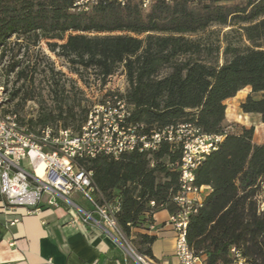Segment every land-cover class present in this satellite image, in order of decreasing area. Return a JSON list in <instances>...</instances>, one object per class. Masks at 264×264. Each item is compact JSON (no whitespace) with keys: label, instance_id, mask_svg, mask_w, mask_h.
Returning <instances> with one entry per match:
<instances>
[{"label":"trees","instance_id":"obj_1","mask_svg":"<svg viewBox=\"0 0 264 264\" xmlns=\"http://www.w3.org/2000/svg\"><path fill=\"white\" fill-rule=\"evenodd\" d=\"M40 43L72 66L98 72L104 86L123 68L128 88L118 94L141 133L185 126L222 136L195 170V185L210 192L190 216L187 240L205 264L231 263L233 247L250 264H264V142L255 140V127L230 123L226 105L251 88L240 108L264 125V0H154L148 9L135 0H102L88 11H77L72 0H0V61L9 54L13 60L7 78L15 73L16 84H34L37 69L13 53ZM58 74L51 68L54 109L42 106L28 121L12 112L34 129L80 132L90 110L71 99ZM35 98L23 84L9 101L24 106ZM183 155V142H162L153 153L82 161L104 198L119 203L124 237L150 259L156 237L134 230H150L161 210L177 212Z\"/></svg>","mask_w":264,"mask_h":264},{"label":"built area","instance_id":"obj_2","mask_svg":"<svg viewBox=\"0 0 264 264\" xmlns=\"http://www.w3.org/2000/svg\"><path fill=\"white\" fill-rule=\"evenodd\" d=\"M72 1L77 11H88L102 0ZM110 1L124 6L129 0ZM135 1L144 9L154 2ZM2 91L4 87L0 88V197L8 207H23L30 213L40 211L43 206L58 208L66 204L83 224L110 236L134 264H155L124 237L117 221L119 203L104 198L94 182L93 172L82 161L100 156L118 161L124 154L135 151L153 153L162 142H183L184 155L179 165L181 190L174 200L178 210L170 215L168 224L176 233L178 264H205V256L196 255L187 240L190 216L202 204L205 190L195 185V170L205 156L217 149L222 136L195 135V129L185 126L143 134L142 126L129 120L131 107L118 93L94 106L80 132L62 125L34 129L6 110L10 98L3 97ZM79 199L89 208L82 207ZM152 229L154 225L150 226ZM231 258L229 264H250L235 247L231 249Z\"/></svg>","mask_w":264,"mask_h":264},{"label":"crops","instance_id":"obj_3","mask_svg":"<svg viewBox=\"0 0 264 264\" xmlns=\"http://www.w3.org/2000/svg\"><path fill=\"white\" fill-rule=\"evenodd\" d=\"M209 192L205 189L202 199ZM170 215L167 210H161L153 217L154 229L134 230L156 237L152 246V260L155 264H178L175 257L176 233L168 224ZM0 264H134V262L101 229L83 224L77 215L74 217L66 204L58 208L43 206L40 211L29 213L23 207H8L0 197Z\"/></svg>","mask_w":264,"mask_h":264},{"label":"rangeland","instance_id":"obj_4","mask_svg":"<svg viewBox=\"0 0 264 264\" xmlns=\"http://www.w3.org/2000/svg\"><path fill=\"white\" fill-rule=\"evenodd\" d=\"M13 54H18L15 61L22 60L25 67L30 65L31 68L35 67L37 69L33 85L30 84L31 80L21 81L16 84L15 73L11 74L9 78L5 75L8 65L13 62L11 54L3 61H0V88L4 87V91H2L3 97L10 98L11 92L23 84L29 87V89L33 88L35 90V100L27 102L24 106H18L20 99H16L6 106V110L9 112L17 110L19 117L25 121L36 118L42 106L47 109L55 108L53 97L50 96L51 85L53 83V80L50 78L51 68L56 73H59L56 76V81L60 86L66 87L71 99L79 101L83 106L88 107L90 111L95 105L102 103L106 99L107 93H123L128 88L123 68H120L114 76L109 78L107 84L104 86L98 72L95 70L84 71L72 66L67 60L51 52L44 43H40L38 46L24 44L21 52L16 48ZM220 63H224L223 55H220ZM78 69H80V72L76 73ZM250 93L251 88H246L239 92L235 98L226 102L227 119L230 123L255 127V140L264 142V125L261 123L260 118L258 116L246 117L240 108L241 103ZM235 120L239 122H235ZM78 203L82 207L88 208V204L83 200L79 199Z\"/></svg>","mask_w":264,"mask_h":264}]
</instances>
